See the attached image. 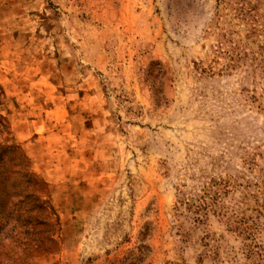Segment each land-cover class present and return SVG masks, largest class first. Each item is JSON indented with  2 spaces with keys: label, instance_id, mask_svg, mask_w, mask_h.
Here are the masks:
<instances>
[{
  "label": "rangeland",
  "instance_id": "rangeland-1",
  "mask_svg": "<svg viewBox=\"0 0 264 264\" xmlns=\"http://www.w3.org/2000/svg\"><path fill=\"white\" fill-rule=\"evenodd\" d=\"M13 201L2 263L264 264V0H0Z\"/></svg>",
  "mask_w": 264,
  "mask_h": 264
},
{
  "label": "trees",
  "instance_id": "trees-1",
  "mask_svg": "<svg viewBox=\"0 0 264 264\" xmlns=\"http://www.w3.org/2000/svg\"><path fill=\"white\" fill-rule=\"evenodd\" d=\"M150 65L146 73L147 77L151 76ZM15 205L16 201H13L10 205H8L9 209H0V220L1 218L6 219L7 217H10L15 221H19L21 215L19 209H13ZM42 232V228L35 226L27 228L21 225H16L15 223L10 224L6 228H3V225L0 226V255H2L6 260L17 261L20 255H25L27 253L26 251H29L28 249L37 252L39 248L43 246ZM51 235L52 233H48L46 240L49 245H54L55 241ZM127 257L129 261L137 259V256L132 253H129ZM0 264H6L2 263L1 256Z\"/></svg>",
  "mask_w": 264,
  "mask_h": 264
}]
</instances>
